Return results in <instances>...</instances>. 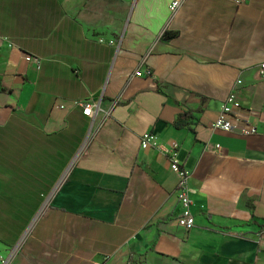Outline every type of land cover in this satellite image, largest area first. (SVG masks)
I'll return each instance as SVG.
<instances>
[{
	"label": "crops",
	"instance_id": "1",
	"mask_svg": "<svg viewBox=\"0 0 264 264\" xmlns=\"http://www.w3.org/2000/svg\"><path fill=\"white\" fill-rule=\"evenodd\" d=\"M172 1L0 0L14 44L0 47V129L22 120L74 146L8 264H264V0H185L170 20ZM231 92L255 135L212 129ZM78 102L116 105L87 118ZM143 133L189 173V231ZM19 237L0 236V264Z\"/></svg>",
	"mask_w": 264,
	"mask_h": 264
},
{
	"label": "trees",
	"instance_id": "2",
	"mask_svg": "<svg viewBox=\"0 0 264 264\" xmlns=\"http://www.w3.org/2000/svg\"><path fill=\"white\" fill-rule=\"evenodd\" d=\"M162 37L170 40L173 34ZM184 120L179 116L175 128L185 126ZM72 142L61 135L51 139L22 120L0 129V172L7 177L4 184L0 181V217L6 213L10 227L28 225L68 162Z\"/></svg>",
	"mask_w": 264,
	"mask_h": 264
},
{
	"label": "built area",
	"instance_id": "3",
	"mask_svg": "<svg viewBox=\"0 0 264 264\" xmlns=\"http://www.w3.org/2000/svg\"><path fill=\"white\" fill-rule=\"evenodd\" d=\"M236 5H242L246 0H233ZM185 0H173L169 5L170 12V20L174 17L177 10L183 5ZM169 20V21H170ZM169 29V24L165 26L162 30L161 35L165 34ZM5 45L8 48H13L14 44L8 37L0 36V47ZM26 62H30L33 60L32 56H24ZM39 64V62L37 63ZM142 67V66H141ZM260 73L264 74V63L260 64ZM143 74L144 76H151V72L148 69H144L143 71L135 72L136 76H140ZM75 107H79L82 109V115L87 118H92L95 113L102 112L104 114V119H107L111 113L112 108L116 105L114 103L110 109L103 111L99 104L97 103H82L78 102L74 104ZM240 103L237 100V97L234 92H231L223 104L220 107L219 114L215 121L212 123L211 127L214 130L221 131L223 133H237L240 136L247 137L252 136L257 133L256 128L251 127L248 123L247 118L242 117L239 114ZM140 148L142 150L155 149L159 153H161L169 162V169L172 173L177 176V199L180 207V214L176 220V224L184 229L185 231L191 230L195 225V220L191 212V207L193 202L191 200L190 194L191 190L188 185L189 173L182 167L180 162L176 157V147H165L159 145L157 137L152 133H143L140 137L139 142ZM85 144L79 150V153L83 152ZM219 146H215V150L217 151ZM59 187V186H58ZM56 186L55 190L58 188ZM54 193V192H53ZM52 196V193L49 194L48 197ZM21 242V241H20ZM19 245V244H18ZM16 248L7 256L6 258L1 260V264H8L13 256L15 255ZM125 264H138L134 259H128ZM143 264V263H139Z\"/></svg>",
	"mask_w": 264,
	"mask_h": 264
},
{
	"label": "rangeland",
	"instance_id": "4",
	"mask_svg": "<svg viewBox=\"0 0 264 264\" xmlns=\"http://www.w3.org/2000/svg\"><path fill=\"white\" fill-rule=\"evenodd\" d=\"M64 177H65V175L62 177V179H64ZM6 178L7 177H5L4 175H2V173L0 172V181L2 182V184H4V182H5V180H6ZM61 186H62V183H61V185L57 188V190L58 189H60L61 188ZM46 199H47V197L46 198H44L43 199V202H42V204L40 205V207H39V209H38V211H42L43 209V211L40 213V214H42L45 210H47V208H48V206H49V204H50V201L47 203V201H46ZM45 204V205H44ZM44 206V207H43ZM41 209V210H40ZM37 211V212H38ZM5 216V214H3L0 218V236H7V237H9V238H15V239H17L18 237H19V233H20V230H18L17 228H15V227H10L9 225H8V222H7V220H5V219H3V217ZM39 217H40V215H39ZM39 217H35V216H33L32 218H31V222H30V224H29V226H28V231L27 232H23L21 235H20V237H19V239L17 240V242L14 244V246H16V249L18 250V248L19 247H22L23 245H24V243H25V241H26V238L29 236V233H30V229L32 228V226H34V222L35 221H37L38 219H39ZM21 241V242H20ZM20 242V243H19ZM13 243V242H12ZM18 243H19V245H18Z\"/></svg>",
	"mask_w": 264,
	"mask_h": 264
},
{
	"label": "water",
	"instance_id": "5",
	"mask_svg": "<svg viewBox=\"0 0 264 264\" xmlns=\"http://www.w3.org/2000/svg\"><path fill=\"white\" fill-rule=\"evenodd\" d=\"M28 229H29V228H28ZM28 229L26 230V232L28 231ZM19 243H20V242H19ZM19 243H18V244H19Z\"/></svg>",
	"mask_w": 264,
	"mask_h": 264
},
{
	"label": "bare ground",
	"instance_id": "6",
	"mask_svg": "<svg viewBox=\"0 0 264 264\" xmlns=\"http://www.w3.org/2000/svg\"><path fill=\"white\" fill-rule=\"evenodd\" d=\"M57 187H58V185H57Z\"/></svg>",
	"mask_w": 264,
	"mask_h": 264
}]
</instances>
